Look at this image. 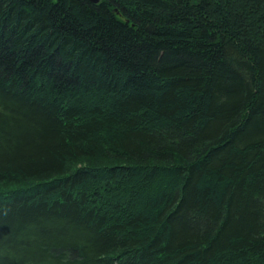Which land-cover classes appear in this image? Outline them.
Segmentation results:
<instances>
[{
    "label": "trees",
    "instance_id": "1",
    "mask_svg": "<svg viewBox=\"0 0 264 264\" xmlns=\"http://www.w3.org/2000/svg\"><path fill=\"white\" fill-rule=\"evenodd\" d=\"M0 264H264V0H0Z\"/></svg>",
    "mask_w": 264,
    "mask_h": 264
},
{
    "label": "water",
    "instance_id": "2",
    "mask_svg": "<svg viewBox=\"0 0 264 264\" xmlns=\"http://www.w3.org/2000/svg\"><path fill=\"white\" fill-rule=\"evenodd\" d=\"M88 1H90L92 3H98L99 2V0H88Z\"/></svg>",
    "mask_w": 264,
    "mask_h": 264
}]
</instances>
